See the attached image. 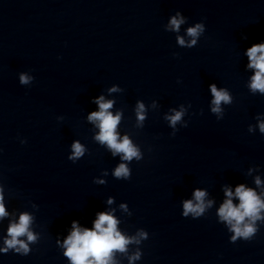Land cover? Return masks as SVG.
Here are the masks:
<instances>
[{"label": "clouds", "instance_id": "obj_1", "mask_svg": "<svg viewBox=\"0 0 264 264\" xmlns=\"http://www.w3.org/2000/svg\"><path fill=\"white\" fill-rule=\"evenodd\" d=\"M185 22L184 17L177 13L170 19L169 28L173 31H179L181 24ZM204 31L202 24L197 23L194 27L187 29V35L193 37L189 43V47L196 44V37ZM177 42L185 45V40L182 37H177ZM248 57V68L254 69L255 74L251 77L249 85L252 92L259 91L264 93V43L253 44L245 53ZM31 77L21 73L19 80L21 84H28ZM110 91H117L116 88ZM210 91L213 96L212 112L222 113L221 104H230L232 98L225 89H217L215 84L210 85ZM95 103L99 106V111L89 114L88 120L95 123L99 128V133L95 136V140L102 145H107L115 156L122 154L123 161H132L133 158L139 160L141 155L139 149L132 143L127 135L121 139L117 132V126L120 123L121 114L113 115L109 109L113 106V101H105L103 96H100ZM145 107L143 103H138L136 108V116L138 122H143ZM183 111H177L174 115L166 117L171 126L175 127L177 122L182 118ZM261 133H264V122L259 123ZM252 131V128H249ZM72 156L70 159L75 161L80 158L84 152V147L79 142L72 144ZM117 178H128L130 170L126 164L121 163L114 171ZM256 184L260 185L261 181L257 177ZM207 193L197 189L194 192V201L186 200L183 202V216L187 217L192 214L193 218L201 217L207 208L212 206V201L205 202ZM227 197L218 209L217 215L219 220L226 223L229 231L232 233L231 241L236 242L238 239L245 241L252 240L257 234L258 228L256 221H264V216L261 212L264 211V200H261L256 191L252 188H246L243 184L238 185L233 192L230 188L225 189ZM233 197L239 200V204L233 203ZM2 189H0V218L6 217L8 213L5 210L3 203ZM109 203L112 200L109 199ZM125 207V206H121ZM32 217L28 213H22L18 222H13L8 227V237L5 239V247L0 249V252H7L9 249H14L16 252L27 254L29 251L28 245L18 239L21 236H27L29 242H34L36 236L29 230ZM117 219L111 213L101 212L97 214V219L94 221L92 229L81 228L77 222H72V231L63 242L66 249L64 255L69 258L71 264H115L113 261V253L119 251L125 253L127 246L132 243H139L136 237H127L122 235L117 230ZM140 238L147 239V233L141 231L138 233ZM140 258V253L130 257V260Z\"/></svg>", "mask_w": 264, "mask_h": 264}]
</instances>
